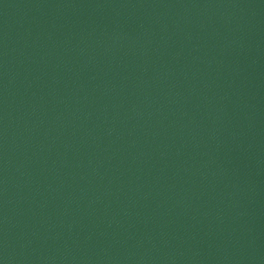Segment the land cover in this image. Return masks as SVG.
<instances>
[{"label": "water", "instance_id": "water-1", "mask_svg": "<svg viewBox=\"0 0 264 264\" xmlns=\"http://www.w3.org/2000/svg\"><path fill=\"white\" fill-rule=\"evenodd\" d=\"M0 264H264V0H0Z\"/></svg>", "mask_w": 264, "mask_h": 264}]
</instances>
